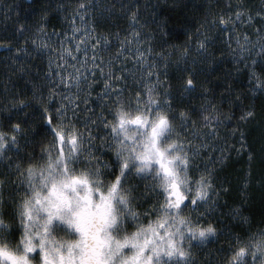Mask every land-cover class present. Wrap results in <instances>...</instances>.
Wrapping results in <instances>:
<instances>
[{
	"label": "snow or ice",
	"instance_id": "6c2138e0",
	"mask_svg": "<svg viewBox=\"0 0 264 264\" xmlns=\"http://www.w3.org/2000/svg\"><path fill=\"white\" fill-rule=\"evenodd\" d=\"M88 7L86 3L76 5L80 11ZM128 7L131 5L121 3L122 9ZM235 7L236 17L243 19V5ZM136 14L135 10L130 13V23L136 24ZM260 14L264 19V8ZM100 15L98 22L106 23L107 17L103 12ZM247 15L251 21V10ZM227 22L223 16L218 21L213 16L208 27L217 23L226 26ZM17 30L23 32L24 26ZM43 30L41 24L37 31ZM257 31L262 33L258 46L264 57V29ZM134 38L138 40L139 34ZM239 41L237 35L236 51L244 55L249 38L245 35L244 44ZM32 43L36 45V39ZM212 43L213 39L201 36L196 51L207 54ZM92 47L95 51L96 45ZM0 48L10 49L11 45L0 42ZM24 50L22 44L15 53ZM260 63L264 64V59ZM100 66L102 77L107 78L96 94L101 107L93 110L95 119L80 124L73 114L76 104H57L52 109L49 101L56 103L58 95L53 77L50 94L46 99L41 95L36 105L47 142L39 153L21 155L15 163L9 156L0 172V264H197L193 246L222 230L216 227L220 222L217 208L223 209L218 205L219 189L214 190L211 169L201 170L196 163L197 149L204 146L194 143L199 139L196 121L188 126L187 113L173 107L171 92L156 91L151 74L141 87L144 77L128 82L127 70L117 73L109 67L105 72L103 59ZM249 80L255 81L254 91L264 92V69L259 73L250 70ZM80 81L79 73L71 78L59 76V82L69 87L75 83L79 88ZM134 87L138 88L135 93L131 91ZM183 87H194L192 76ZM36 91L34 85L33 95ZM27 103L20 100L12 106ZM203 107L200 119L214 129L220 113L215 105ZM254 115L252 110L243 111L240 119L249 121ZM101 124L105 135H94L92 128H101ZM6 127L7 131H0V160L19 143L21 124L14 121ZM260 130L264 137V120ZM241 141L244 147L243 133ZM14 150L20 151L18 147ZM131 177L144 179L146 191H138ZM243 225L241 221V231L234 238L228 233L229 244L216 264H264V228L244 235ZM201 264H212V257Z\"/></svg>",
	"mask_w": 264,
	"mask_h": 264
},
{
	"label": "trees",
	"instance_id": "16d2710c",
	"mask_svg": "<svg viewBox=\"0 0 264 264\" xmlns=\"http://www.w3.org/2000/svg\"><path fill=\"white\" fill-rule=\"evenodd\" d=\"M80 3H86L89 7L80 11L76 8ZM121 3L131 7L122 9ZM235 5H243L244 17L247 18L251 10L255 23L252 25L245 18L238 20ZM263 6L264 0H0V42L11 45L10 49L0 48V131H7L6 126L14 121L21 124L18 145L6 150L3 156L6 159L13 157L15 163L21 155L27 157L32 152L39 153L47 142L44 139L46 127L36 114L39 111L36 105L41 95L46 99L50 94L54 84L49 81L53 77H56L55 90L58 95L56 103L49 101L52 109L57 107L61 97L68 94L73 99L69 102L76 103L80 110V124L84 122L87 125L95 119L96 111L93 110L101 107L96 94L107 77H102L97 65L92 70L83 67L84 72L80 73L82 90L63 92L65 94L62 95V90L58 89L59 76H51L50 70L55 62L53 50L60 43L74 45V41L84 39L81 34L83 30H91L93 36L89 34L90 39L107 37L110 38L109 43L124 41L131 45H144L151 55L163 60L168 53L178 55L179 51L193 45L199 36L211 33L213 43L207 49V61L184 67L171 66L172 62L167 60L166 74L157 73L156 77L164 83L159 87L160 92H171L175 100L173 107L183 108L187 113L188 126H193V121H196L194 127L199 136L207 134L206 146L197 149V155L202 154V157L196 159V163H199L201 170L211 169L214 190L219 189L218 205H222L223 209L217 208L220 222L216 227L222 230L215 237L194 245L192 250L197 264L208 260L209 256L212 257V264H216V259L223 255L222 250L229 244L228 233H233L234 238V234L241 231L238 226L241 221H244V235L249 230L264 228V137L260 130V122L264 120V92L254 91V80H249L250 70L259 73L264 69V64L260 63L264 57L261 54L252 56L248 52L249 44L241 56L236 51L237 37L231 36L228 31L233 26L242 40L245 35L252 37V32L260 38L262 33L257 29H264L261 24L264 20L260 19ZM133 10L137 13L136 24L130 23ZM101 12L107 17L104 24L98 22L102 18ZM73 13H76L75 16ZM213 16L217 21L223 16L230 23L227 22L226 26L217 23L209 28L208 22ZM41 24L44 30L38 33ZM21 25L24 26L23 32L17 30ZM54 29L58 31L54 32ZM74 29L77 30L75 33ZM198 32L200 35H197ZM136 34H139L138 40L134 38ZM33 39H36V45H33ZM257 42L259 44L260 40ZM22 44L25 50L15 53V49ZM45 44L47 47H43ZM79 44V55L81 48L90 47L84 41ZM92 52L94 50H89L86 57L81 56L85 58V63L93 62L90 59ZM118 52L123 56L121 50ZM97 54L101 52L94 53L95 57ZM69 61V65L75 63L74 59ZM82 61L78 60V63ZM114 68L117 73L127 70L128 82L141 80L137 72L130 73L123 60ZM45 73L48 74L47 78ZM190 76L193 77L194 87L189 90L183 85ZM120 83L124 84L125 81L121 80ZM40 84H43V88L38 87ZM34 85L37 86L35 95ZM20 100L28 103L24 107L12 106ZM205 104L208 108L215 105L220 113V120L214 129H207L200 119ZM247 110L254 111L255 115L251 120L243 121L240 117ZM102 127V124L101 128L93 127V134L99 132L104 136ZM241 133L244 134V147L241 146ZM15 147L20 151H15ZM136 180L138 183L143 181L131 177L132 183ZM248 258L251 259V256Z\"/></svg>",
	"mask_w": 264,
	"mask_h": 264
},
{
	"label": "rangeland",
	"instance_id": "374dc122",
	"mask_svg": "<svg viewBox=\"0 0 264 264\" xmlns=\"http://www.w3.org/2000/svg\"><path fill=\"white\" fill-rule=\"evenodd\" d=\"M264 8V6H263ZM235 14V13H234ZM236 16V14H235ZM245 18V19H244ZM260 18V17H259ZM238 20H241L240 18H237ZM243 19L245 21H247L250 24H254L255 21L251 20L248 21L247 17H243ZM258 19V17L256 18ZM262 19V18H260ZM264 20V19H263ZM230 23V21H228ZM261 24L264 25V22H262ZM212 28V27H211ZM229 32H231V36L237 37L238 33L236 28H234L233 26H231L230 29H228ZM90 32H92L91 30H83L82 31V37L84 39L80 40V41H74V45L69 44V45H64V44H59L57 45V47H55L53 50L54 54H55V62L52 65V67L50 68L52 74L51 76H64V77H74L77 75V73H79V76L81 77L82 74H80L82 71L83 67L86 68L87 66V70H92L93 65H97L98 71L101 74V59H103L104 61V71L106 72L108 70L109 67H114L118 62H120L121 60L125 61V64L129 67L130 69V73H134L137 72V74L140 77H144L147 78V76L149 74H151V81L150 82H154L156 85V91L160 92V85H163L164 83L160 82L159 78L156 77L157 73H163L166 74V70L168 67H166L168 64L167 60H170L172 63L171 66H184L187 67V65H193L194 64H199L200 62H205L207 61V54H201L198 53L196 51V42L197 40H199L201 37L199 36L196 41L193 43V45H190L188 49L186 50H181L179 51L178 55L174 52L168 53L167 54V58L161 60L160 57H154L153 55H151L149 53V49L147 47H144V45L139 46V45H131L130 43H126V42H121V43H109L110 42V38L107 37H101V38H88ZM253 35L252 37H249V49L248 52L251 53V55L256 56L258 54H260V49L258 46V42L257 40H260V38L255 35V32H252ZM251 33V34H252ZM93 36V33L90 34V37ZM202 36H208L209 38L212 39V34L211 33H205ZM97 40H99V44H97ZM85 42L87 45H89L90 47L88 49H84L81 48L82 51L80 53V55L77 53L80 51V42ZM79 42V43H77ZM240 44H244V40H242V38L240 39ZM235 43H236V49H237V40L235 39ZM256 44L257 46L255 47V49L252 48V45ZM93 45H96V49L94 52L91 53V60L93 59L94 53H98L99 51L101 52V54H97V57L95 61H91L92 63H85V58H81V56L84 55V57H86V53L90 50H93ZM209 48V46H208ZM122 51L123 56L119 54L118 51ZM141 54L143 55V59L140 58ZM75 55V56H74ZM78 56V57H76ZM242 56V55H241ZM79 58V59H78ZM69 59H74L75 63H72L69 65L70 61ZM78 60H83L81 64L78 63ZM112 61L113 63H109V61ZM90 62V60H89ZM84 63V65H83ZM69 65V66H68ZM143 65V67H141ZM116 70V69H115ZM55 72V73H54ZM54 73V74H53ZM145 82H149L147 81V79L144 80ZM60 83V82H59ZM255 83V81H254ZM141 87H143V84L140 85ZM82 81H80V86L79 88L77 87V85L75 83H73L70 87L68 86V88L63 84L60 83L58 85V89L59 91L62 90V95H64L65 93L63 92H71V91H81L82 90ZM138 90V88L134 89L133 92L135 93ZM167 91V90H166ZM165 92V91H163ZM73 101V99H71V96L64 95L63 97H61L60 102H58V104H69V106H71L72 104L70 102ZM74 103V102H73ZM76 104V103H75ZM77 109L73 114L76 115L77 117L81 116V114L78 113ZM70 111L71 107H70ZM80 111V110H79ZM80 121V119H79ZM85 123L83 122L82 125H84ZM204 125V124H203ZM217 125V123L215 124ZM209 129V128H207ZM206 129V131H207ZM94 128H92V132H93ZM208 132L211 133L210 130H208ZM207 140V134H203L202 136H199V139L195 140L194 143L197 144H202L204 145L203 147L206 146V141ZM4 157V156H3ZM202 154L197 155L196 159L201 158ZM8 164V159H6L4 157L3 160H0V172H2L6 166ZM131 180V178H130ZM149 182H150V178H149ZM133 183L138 184V191L139 190H145L144 189V185L146 183V181L143 179L142 182L138 183L137 180L134 181ZM146 191V190H145ZM150 202V201H149Z\"/></svg>",
	"mask_w": 264,
	"mask_h": 264
},
{
	"label": "flooded vegetation",
	"instance_id": "af4514ba",
	"mask_svg": "<svg viewBox=\"0 0 264 264\" xmlns=\"http://www.w3.org/2000/svg\"><path fill=\"white\" fill-rule=\"evenodd\" d=\"M98 139H99V138H97V142H98ZM105 159H108V157H107V156H105Z\"/></svg>",
	"mask_w": 264,
	"mask_h": 264
}]
</instances>
